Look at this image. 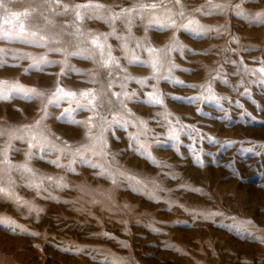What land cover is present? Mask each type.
<instances>
[{
    "label": "rangeland",
    "instance_id": "obj_1",
    "mask_svg": "<svg viewBox=\"0 0 264 264\" xmlns=\"http://www.w3.org/2000/svg\"><path fill=\"white\" fill-rule=\"evenodd\" d=\"M64 2L86 3L88 0ZM93 2L109 6L112 12H119L121 8L131 7L134 3H161V0ZM223 2L225 0H213V3ZM231 2L236 4L240 0ZM181 3L187 15L206 4L207 0H181ZM163 4L174 12L179 11L175 0H163ZM28 6L29 0L10 5L13 11H21ZM242 7L247 13L254 14L264 10V0H246ZM72 18L71 15L56 17L57 27L52 31H59V26ZM147 18L146 15L145 22ZM176 19L177 23L182 22L179 16ZM196 19L202 24L214 27L225 25V29H222L219 36L215 33L206 37L191 36L183 31L175 33L186 49L193 51L186 50L183 56L179 53L173 54L174 63L180 66L173 75L184 81L185 85H207L211 82L215 94L227 99L221 100L219 105L190 103L172 97H194L199 95L200 88H189L165 81H161L159 88L166 94L164 103L168 111L179 117L184 124L195 125L205 139L194 140L187 135H181L178 146L167 141L166 128L155 122L160 119L155 114L164 109L142 103L145 92L152 89L149 86L142 90L134 82L128 84V90H135L140 100L129 102L128 108L137 117L149 121L148 127L152 132L148 134L147 142L152 144V155L170 167H157L129 147V133H135L136 128L114 126L105 133L108 140L107 150L115 154L114 166L148 182L149 188L155 187L151 183L155 180L163 189L155 191L160 199L151 200L141 192L132 191L126 181L113 185L111 180L96 175L98 169L77 165L76 172L73 173L57 168L47 163L48 160L56 159L55 154L45 156L44 160L33 159L30 166L38 174L54 178L63 176L68 187L57 188L45 180L44 188L47 191L41 189V194L37 195L34 189L24 186L25 180L18 173L13 172L16 193L43 211L38 216L35 212L29 214L27 208L18 209L13 202L0 199V216L14 219L28 229V232H12L0 225V264H100V261L111 260L113 257L122 258L126 264H264V244L250 235L255 233L257 236H264V150H245L252 147L249 141L264 142V123H261L264 121V85L252 83L255 77L250 76H244V84L241 85V75H234L236 66L226 62H239L243 58L249 67H259L255 61L257 58H264V25L238 17L231 9L227 15L197 14ZM113 26L118 35H127L123 22L118 20ZM82 27L92 33H109L112 30L102 21L87 18ZM173 34L174 30L160 31L153 28L148 31L147 37L152 46L162 48ZM132 35L144 38L145 30L140 21H136ZM233 37L238 38V42ZM62 39V44L49 46L67 47L69 51L76 50L73 45L77 43L80 47H92L84 38L76 40L63 36ZM107 43L114 49V56H123L119 50V40L109 37ZM129 46L134 47V44ZM0 48H12L36 56L46 51L44 48L20 43L0 42ZM226 48L236 49L237 52L225 51ZM141 56L147 58L146 53ZM48 58L61 60L63 56L50 53ZM68 62L79 69L80 74L69 71L66 76L60 77L62 86L73 90L103 86L107 90V74L98 65L78 57H70ZM29 63V60L14 61L8 57V63L0 66V80H18L27 86L54 89L56 73L60 72L61 65L49 66L43 73L30 70L25 74L24 69L28 68ZM120 63L133 76L146 77L151 73L146 67L129 66L124 59ZM15 64L19 66H12ZM93 69L99 73L100 84L86 82L90 70ZM218 73L228 81L227 84L213 79ZM152 83L154 82L149 81L150 85ZM245 88L250 95H242ZM113 91L120 89L115 87ZM238 104L243 107H238ZM39 107V102L26 103L19 98L0 101V127L31 124L38 118ZM66 107L67 104L60 108L50 106L47 125L55 136L67 140L73 146L85 143L83 128L57 119ZM245 110L255 120L248 117L241 119ZM113 111H121L118 104L114 103ZM89 115L88 112H80L76 119L84 120ZM153 136L159 137L161 143L157 144L152 139ZM208 137L215 141L232 140L236 143L224 145L212 142ZM141 140L143 142L145 138L141 137ZM6 143L7 136L0 137V150ZM13 148L19 151L10 150L9 159L14 164L23 163L27 144L13 141ZM193 150L199 153L202 163L196 162ZM62 163H67V160L62 159ZM3 167L5 166L0 165V168ZM173 175L176 176L175 179L172 178ZM4 179L6 182L7 177ZM180 185L202 189L204 194L186 191ZM184 208L219 211L225 216L205 220L202 217H193ZM226 217H235L237 221L250 220L255 227L243 223L234 225ZM30 232L39 235L32 236L29 235ZM102 233H108L115 239H109ZM77 246L85 251L77 254ZM176 249L181 251L177 252Z\"/></svg>",
    "mask_w": 264,
    "mask_h": 264
},
{
    "label": "snow or ice",
    "instance_id": "obj_2",
    "mask_svg": "<svg viewBox=\"0 0 264 264\" xmlns=\"http://www.w3.org/2000/svg\"><path fill=\"white\" fill-rule=\"evenodd\" d=\"M21 0H0V42L12 44L20 43L27 46L44 48L46 51L41 55H32L31 53L20 52L12 48H0V66L8 63V57L14 61L29 60L28 68L24 69L27 74L30 70L37 72H45L46 68L52 65H61L60 72L56 73L57 79L54 89H40L34 86L21 84L18 80H0V101H11L13 99H22L26 103L39 102V114L31 124L14 126L10 128L0 127V137L7 136V143L0 150V199L13 202L18 209L27 208L29 214L35 212L37 216L43 209L37 208L31 201L20 197L15 191V181L12 174L15 171L22 179L25 180L24 186L34 189L37 195L41 194V189L45 192L44 181L47 180L50 185L57 188H67L68 184L64 177L54 178L38 174L35 169L30 166L33 159L44 160L45 156L56 155V159L48 160L47 163L57 168L65 169L68 172H76L77 165H83L92 169H98L96 175L111 180L113 185H118L120 181H126L128 186L135 192H141L151 200H159L160 197L155 194L156 189L163 191L155 180L151 183L154 188L148 187V182L139 179L135 174L123 170L115 165V154L110 153L108 148V140L105 135L111 128L116 127H133L137 131L129 133V147L139 155L143 156L150 163L157 167H170L166 162L157 160L151 152L152 144L147 142L148 134L152 129L148 127L149 121L141 117H137L135 113L128 108V103L140 100L135 90L129 91L128 84L136 83L143 90L151 87V91L145 92L142 103L149 106H160L164 110L157 112L156 117H160L155 122L166 128V140L179 145L181 135H187L192 139H205L195 125L184 124L179 117L174 116L165 106V95L159 88L161 81H165L174 85L186 86L189 88H200L199 95L194 97H172L178 100H187L188 102H205L220 104L221 100L227 97H221L215 94L211 87V82L207 85L190 84L185 85L184 81L179 80L173 75L174 71L180 66L174 63L173 54L179 53L181 56L185 51L192 52V49H186L175 33L181 31L195 37H206L215 33L217 36L222 34L225 25L214 27L202 24L196 15L213 16L227 15L231 9L232 13L238 17H242L251 23L264 25V10L257 11L254 14L247 13L242 5L246 0H240L239 3L232 4L231 0H225L223 3H213V0H207V3L193 10L192 14L185 12L181 0H175V4L179 6V11L174 12L171 8L161 3H134L131 7L121 8L119 12H112L109 6L88 0L86 3L69 4L64 0H29V6L21 11H13L10 7L13 3H19ZM71 15V20H66L60 25L59 31H52L57 27L56 17H67ZM147 15V21L145 17ZM181 18L177 23L176 17ZM95 19L109 25L112 29L109 33H92L90 30L83 29L82 24L85 19ZM121 21L127 31L126 36L117 34L116 28L113 26L116 21ZM43 21V23H41ZM136 21H140L145 30L144 38H136L132 35V28ZM158 29L160 31L174 30L173 36L169 42L162 48H156L148 41L147 33L150 29ZM71 29V31H68ZM63 36L73 37L76 40L86 39L91 48L80 47L77 43L74 46L76 50L69 51L67 47H50V44H62ZM109 37H114L121 43L119 50L123 53L122 57L113 55L114 49L107 43ZM238 42V38L233 37ZM134 44V47H130ZM248 51V49H243ZM225 51L237 52L236 49H228ZM50 53H59L63 56L61 60H50ZM146 53L147 58H142L141 54ZM207 54V52H205ZM238 54V53H237ZM70 57H78L84 60H91L99 66L107 74V90L103 86L100 88L92 87L87 89L73 90L62 86L60 77L66 76L69 71L80 74V70L74 65L69 64ZM124 59L129 66H141L151 70L149 76L137 77L128 73L127 68L121 65L120 61ZM236 66L234 75H241L240 84H244V76L255 77L252 83L264 85V58H257L255 61L260 66L256 68L249 67L241 58L239 62L235 60L226 61ZM18 67V64L12 65ZM182 71H190L189 69H181ZM51 75V73H49ZM213 79L221 80L227 84L219 73ZM149 81H153L151 85ZM87 83L96 85L100 84L99 73L96 69L90 70ZM115 87H119L120 91H113ZM110 93V95H109ZM242 95H250L247 88ZM118 104L121 111H113V105ZM67 104L68 107L63 108L58 120L80 127L84 129L85 143H77L76 146L70 144L67 140H61L59 136L52 133L47 125L50 113L49 107L57 108ZM238 107H243L239 105ZM80 112H88L90 115L87 119L78 120L76 116ZM227 116V113H226ZM248 117L255 120V117L245 110L241 114V119ZM264 123V121H261ZM141 137L145 140L142 142ZM152 139L157 143H161L159 137L153 136ZM208 139L215 143H223L224 145H232L236 141L225 140L223 142L215 141L213 138ZM13 141H20L27 144L25 152V160L23 163L14 164L9 159V151H19L13 148ZM252 147L245 149L252 152L257 148L264 150V142L249 141ZM193 155L197 163H202L198 152L193 150ZM99 158V159H97ZM62 159H66L67 163H62ZM5 177L7 180L5 182ZM176 178L175 175L172 176ZM186 191L204 194L202 189L192 188L186 185H180ZM51 194L49 193V196ZM171 208V202L169 203ZM180 207H184L180 205ZM195 218H203L205 220L212 219L225 214L219 211H200L195 209L184 208ZM231 219L235 224L243 223L253 225L250 220L237 221L235 217H226ZM0 225L10 229L12 232L19 230L20 232H28V229L18 224L14 219L6 216H0ZM253 227H255L253 225ZM158 231L157 229H154ZM29 235L38 236L39 233L30 232ZM109 239H115L108 233H102ZM252 238L261 244H264V236H257L250 233ZM123 243V242H122ZM127 247L126 244L123 245ZM169 247H173L169 245ZM69 251V249H65ZM77 254L83 253L84 248L77 246L75 248ZM95 251V250H94ZM180 252V249H176ZM95 258V257H93ZM100 264H126L119 257H113L111 260L100 261Z\"/></svg>",
    "mask_w": 264,
    "mask_h": 264
}]
</instances>
